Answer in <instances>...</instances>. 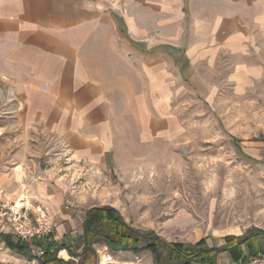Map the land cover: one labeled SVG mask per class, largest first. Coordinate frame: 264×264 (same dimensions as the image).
<instances>
[{"label": "rangeland", "instance_id": "obj_1", "mask_svg": "<svg viewBox=\"0 0 264 264\" xmlns=\"http://www.w3.org/2000/svg\"><path fill=\"white\" fill-rule=\"evenodd\" d=\"M194 31L185 30L189 43ZM178 32L170 42L158 31L156 43L133 44L156 56V91L143 66L139 83L126 72L109 91L114 139L97 160L75 157L49 126L25 125L22 98L0 76V199L41 207L78 230L88 211L110 207L169 244L224 250L226 238L264 232V94H235L226 77L186 56L195 45H181ZM0 234L11 235L1 221ZM94 247L98 264H154L145 251ZM21 257L0 238V264Z\"/></svg>", "mask_w": 264, "mask_h": 264}, {"label": "crops", "instance_id": "obj_2", "mask_svg": "<svg viewBox=\"0 0 264 264\" xmlns=\"http://www.w3.org/2000/svg\"><path fill=\"white\" fill-rule=\"evenodd\" d=\"M189 29L196 39L186 56L226 77L235 94H264V0H0V76L22 98L25 125L49 126L75 157L97 160L114 139L109 91L126 72L139 83L142 66L156 91V56L133 44L156 43L158 31L170 42L180 31L191 45ZM83 232L59 226L54 241L67 247L59 259L81 254Z\"/></svg>", "mask_w": 264, "mask_h": 264}, {"label": "trees", "instance_id": "obj_3", "mask_svg": "<svg viewBox=\"0 0 264 264\" xmlns=\"http://www.w3.org/2000/svg\"><path fill=\"white\" fill-rule=\"evenodd\" d=\"M83 248L81 254L70 249L74 261H63L58 253L66 250L59 246L54 236L46 237L39 243L45 255L38 264H98L94 245L102 242L106 245L120 247L134 254L148 252L154 264H219V256L226 253L231 264H241L251 256L264 255V232L255 231L243 238H226L224 250L208 248L204 241L196 245L169 244L157 237L154 232H141L132 229L122 219L118 211L110 207L94 208L87 212L83 225ZM11 252L29 258L28 247L11 235H1Z\"/></svg>", "mask_w": 264, "mask_h": 264}, {"label": "built area", "instance_id": "obj_4", "mask_svg": "<svg viewBox=\"0 0 264 264\" xmlns=\"http://www.w3.org/2000/svg\"><path fill=\"white\" fill-rule=\"evenodd\" d=\"M0 221L4 223L11 236L23 242L30 251L31 264L45 255L40 242L55 235L59 226L41 207L11 203L0 199ZM241 264H264V255L251 256Z\"/></svg>", "mask_w": 264, "mask_h": 264}, {"label": "bare ground", "instance_id": "obj_5", "mask_svg": "<svg viewBox=\"0 0 264 264\" xmlns=\"http://www.w3.org/2000/svg\"><path fill=\"white\" fill-rule=\"evenodd\" d=\"M18 170H20V169H18ZM107 260V259H106ZM104 264V263H103Z\"/></svg>", "mask_w": 264, "mask_h": 264}]
</instances>
